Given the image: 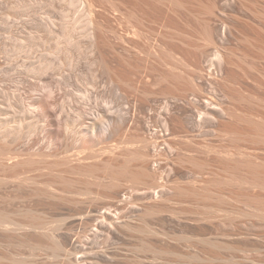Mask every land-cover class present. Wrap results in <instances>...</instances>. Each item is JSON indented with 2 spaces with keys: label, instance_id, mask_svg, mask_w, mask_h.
Instances as JSON below:
<instances>
[{
  "label": "rangeland",
  "instance_id": "1",
  "mask_svg": "<svg viewBox=\"0 0 264 264\" xmlns=\"http://www.w3.org/2000/svg\"><path fill=\"white\" fill-rule=\"evenodd\" d=\"M97 110L121 127L100 132L105 116L88 120ZM250 122L264 125V0H0V153L18 155V178H30L21 185L0 169V213L27 223L0 230V264H264V219L247 216L250 190L230 180L233 169L250 178L248 162L264 163ZM86 129L92 151L116 147L93 161L154 140L151 168L168 181L155 189L172 196L136 216L154 188L75 181L71 192L57 175L84 178L65 160ZM234 159L244 162L234 168ZM48 182L63 192H45ZM201 187L221 210L194 195ZM104 212L123 213L134 229L96 230Z\"/></svg>",
  "mask_w": 264,
  "mask_h": 264
},
{
  "label": "bare ground",
  "instance_id": "2",
  "mask_svg": "<svg viewBox=\"0 0 264 264\" xmlns=\"http://www.w3.org/2000/svg\"><path fill=\"white\" fill-rule=\"evenodd\" d=\"M184 63L186 64V62H184ZM172 69H175V67L174 68L172 67ZM38 107L42 111L41 114L46 113L47 106H45V100H43L42 98H40L38 100ZM79 107L80 106L76 107L77 108L76 110H81V107H80V109H79ZM104 111L97 110L95 112L89 113L88 114V116H89L88 117V120L93 121L94 119H100L102 121L103 117L105 116V118L107 119V122L98 125L99 126V131L100 132H107L106 134H109V133H112V131L114 132V130H117L116 125H117V127H118V125L121 127L122 124H118V120H116L114 118L112 119ZM127 112L124 113V115H121L120 118H121L122 122H125L126 121L125 119L127 118V116H129ZM125 116H126V118H125ZM196 117H197L198 122L200 124L205 121V113L201 109L197 110ZM122 118H124V119H122ZM249 125H251L252 126L251 128L253 129V131H255V134H253V135L255 136L257 134L259 136V139L261 140L259 142H264V125L263 124H260V123H257V122H252V123L250 122ZM164 127H166V123L164 124ZM166 130H168V129H166ZM85 131H86V133L84 135L79 136L80 138H78L79 139L78 140V143L75 145L76 146L75 148L78 150V152H76V154L74 153V155L72 154V156H73L72 158L73 159H70L71 157H69V158H67L65 160L66 162L63 160L65 162V165L66 164L67 165L68 164H72L71 166L68 167L69 170H70V172L72 174H77V175H79L81 177H84V178L82 179V181L81 180H77V179H75V180H68L67 178L65 179L64 177L62 178V176H58L57 175V177H60V179L62 180V182L65 185L68 186V189H69V187H71V189H72L71 192H73V190L76 191L75 184H74L75 181L76 182H80V183L82 182V183H84L86 185H99V186H102L104 184V185H106L105 187H107V186L109 187L110 186V187L121 188V186H122L121 182L124 179H126V181L129 179V181H132L134 183V185L136 183L137 184L142 183L144 185L149 186V188H152V190L154 188V192H152V194L150 196V199L152 201L150 203L151 205H149L148 207H146V209H143L139 213H136V216L144 215L147 212H149V210L154 211L153 209H155L156 207L159 208V205L158 204L160 202H162L164 200H168L172 196L170 194L164 193L163 192L164 190L162 191L161 189L160 190L155 189V188H163V187L167 188L166 186H168L167 185L168 181H165V178L164 177H163L164 179L162 180V176L160 175V178L162 180V183H161V181H160V183L158 182L159 181L158 180L159 178L157 177V174L159 176V173L156 172L157 171L156 170L157 167L155 166L156 163H157V161H159V160H157V157L158 156L155 155V154L154 155L151 154L149 152V150H148L150 147H152L153 144L155 146L156 143H155L154 140L152 141V139L149 140L147 138L143 139V149L144 150H142L140 152L139 151H136V150H130L128 148H120L121 149L120 150L119 147H118L117 149H119L120 152L122 151V153H120V155H118L117 158L115 156H112V158H115L116 161H118L119 158H121L122 160H119L120 162H117L116 163V162H114L115 160L112 159V158L111 159H100L98 161H93L94 159H96V158H98L100 156L98 152H100L102 154L103 153H106V152L107 153H112V152L115 153L116 152V150H115L116 147H115V149H112L110 147H104V148L99 149V151L98 150L97 151H92L91 150L92 149L91 147H92L93 143L95 141L96 142H98V141L97 140H94V138H92L93 134L91 132H89L90 129L89 130L86 129ZM90 133L92 134V136H90ZM231 133H233V132H231ZM234 135L236 136L237 134H234ZM110 136H111V134H110ZM254 136H252V137H254ZM52 137H53V135H52ZM250 138H251V136H250ZM97 139H98V137H97ZM98 140H100V139H98ZM166 143H167L168 147L171 149L172 148L171 142L167 141ZM113 150H115V151H113ZM39 152L38 153H33V154L28 153L27 155L29 157L38 156V157L43 158L44 153H42V152L39 153ZM85 152H87V153H85ZM82 153H85L84 156L83 157H79ZM117 153H119V151ZM10 154H11L10 156L8 155L7 157H5L6 154L0 153V169H2V171L3 170L4 171L11 170L10 171L11 173L15 172L16 175L14 174L15 175L14 176V180L15 181L17 180L16 182H19V184L23 185V183H25L28 180H30V178L29 177H28L29 179L28 178H22L21 179L20 177L18 178V174L16 173V170L15 169L17 168V166L19 167V165H20V160L18 159L19 156L18 155H14L12 153H10ZM54 154H55L54 156L58 155L57 153H54ZM250 154H251V152H250ZM243 155L244 154H242V156ZM173 156L175 158V155H173ZM181 156L183 157L185 155H182V153L177 154L176 160H181ZM253 156H256V155H253ZM160 157H161V154H159V158ZM104 158H106V157H104ZM255 158L257 159L258 157L256 156ZM260 158H262V157H260ZM182 160H183V158H182ZM134 161H135V164H132ZM136 161H138V164L136 163ZM240 161L241 160H238L237 161L235 159L234 160H231L232 164L234 162H235V164H237ZM257 161H258V159H257ZM261 161H263V160H261ZM34 162H43V160L42 159L41 160H34V159H31V158H28V163H34ZM242 162H244V161H241L239 164L242 165ZM258 162L260 163V160ZM248 163L250 165V162H248ZM151 164H155V165H153V167L151 168V166H152ZM252 164L250 165L251 167L249 165H247L249 167V171L250 172L252 171V173H251L252 176L250 178H246L244 176L238 177L240 174H237V176H236L235 175L236 174V170L233 169V172H232V170H231L232 167L231 168L229 167V169L231 170L232 173L230 171H228V172L226 171V172L227 173H229V172L231 173V175L229 174L231 176L230 177V180L233 179L234 182H236V180H237V183L239 185L241 184V186H244V183H245V186L249 188L248 191L250 190V193L248 191H246V193L248 192V195L245 194V196H248L249 199H246L248 197H245V200H244L246 202L245 204H247V206L249 208L248 211L250 210L249 213L247 212V216H251L252 215V217L255 216V218L260 217V219L262 220V218L264 219V175H262V173L264 174V172L262 171V170H264V168H261V167L262 166L264 167V165H263L264 163L263 164L262 163L261 164H258V167H260L262 169V170L261 169L260 170L258 169L260 171V173H259V171L257 172L258 174L256 172H254L258 168L256 166L257 164L256 165L253 164L254 166ZM259 165H261V166H259ZM56 166H57V163L54 162V163H51V164H47V166H45V168L48 169V170H50V171H52L53 169H51V168L56 167ZM238 166L239 165L237 164L234 168H236ZM12 170H13V172H12ZM259 175H261V176H259ZM215 176L216 175H214V177ZM215 179L217 180V179H220V178H218V177L216 178L215 177ZM227 180H229V179H227ZM227 180L225 179L223 181H227ZM201 181L203 183H206V180H201ZM217 181L216 182L219 184L220 183L219 181H222V179L221 180H217ZM231 181H229V183ZM5 182H6L5 180L0 179V183L1 184H4ZM123 182H125V180ZM45 185H46L45 188H47V189H45L44 191L46 192L47 190H49L52 195H54V194L55 195L56 194L59 195L60 193L63 192V191H61L59 189L58 190L55 189L54 187L52 189H49V187L53 186L50 182L46 183ZM72 187H74V188H72ZM172 189H174V188L172 187ZM174 190H175L174 191L175 194L176 193L178 194L180 192L179 190L177 191V189H174ZM200 190L203 191L204 193H197L196 194V192H194V191H193V193H195L194 195H196V196H199L201 198H205L204 199L205 201L208 200V205L209 206H206L208 209L212 210V212H217L218 210H221V207L217 206L219 204L210 205L209 202L211 200H209V199H211V196L209 195V193H207L208 190H207L206 187H201ZM77 191L78 192H76V195H77V193H79V195L81 196L82 195V194H80L81 193L80 192L81 190L80 191L77 190ZM83 191H84V194H85V191L87 192V190H83ZM74 194H75V192H74ZM88 194H89V192L86 193V195H88ZM86 200H87V198H86ZM128 200H130V199H128ZM247 201H249V202L247 203ZM126 202H127L126 199H124V200L121 201V203H124V204H126ZM212 203L213 202H211V204ZM158 208H156L155 210H157ZM11 218L8 217L6 214L0 213V230L1 231H5V233L6 232L12 233V232H16V231L18 232L19 230H25V228L27 226L26 225L27 223L21 222L20 219H18L19 221H15L14 218H12V219ZM97 219H99V220L97 221L96 226H95V229L96 230H99V228H102V229L105 228L107 230L108 229L109 230H111V229H113V230H121V229H125V228H127V229H134V227L131 225V223L125 219V215H123V213H118V215H115L114 216L110 212H108V213L104 212L99 217H97ZM30 223H32V222H30ZM34 224L32 223V225H30V227L36 229L35 228V225L36 224H40L41 226L40 225L39 226L37 225V228H39V227L40 228L41 227L43 228L42 223H38L37 222L35 225ZM37 230L39 231L41 229H37ZM27 232H25V233H27ZM58 246H59V248L61 250H63L61 248L62 245L60 243L58 244ZM70 264H73V263L71 262Z\"/></svg>",
  "mask_w": 264,
  "mask_h": 264
}]
</instances>
